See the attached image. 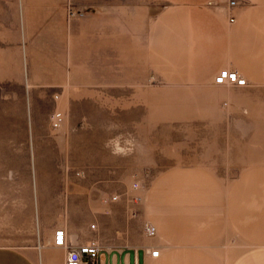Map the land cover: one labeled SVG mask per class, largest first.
I'll return each mask as SVG.
<instances>
[{
  "label": "rangeland",
  "instance_id": "374dc122",
  "mask_svg": "<svg viewBox=\"0 0 264 264\" xmlns=\"http://www.w3.org/2000/svg\"><path fill=\"white\" fill-rule=\"evenodd\" d=\"M62 4L0 41V245L43 264L53 224L129 246L147 222L194 227L176 220L185 206L227 217L235 186L260 195L264 87L158 78L146 41L159 0Z\"/></svg>",
  "mask_w": 264,
  "mask_h": 264
},
{
  "label": "crops",
  "instance_id": "0c3cea01",
  "mask_svg": "<svg viewBox=\"0 0 264 264\" xmlns=\"http://www.w3.org/2000/svg\"><path fill=\"white\" fill-rule=\"evenodd\" d=\"M63 1L0 0V41H11V32L21 31L20 18L42 16L44 10L57 17L64 15ZM159 1L162 7L146 41L148 60L158 78L172 84L204 85L227 69L240 72L248 82L235 87H264V0H237L234 6L229 5L231 0ZM0 47L9 48L6 44ZM251 193L250 188L235 186L229 192L227 217L224 208L205 212L199 209L204 202L195 201L192 205L199 210L191 212L185 206L176 219L180 223L195 219L194 227L180 224L176 230L165 221L147 222L145 228L154 227L156 234L145 233L129 246H99L85 235H73L68 224H53L49 241L38 247L41 263L50 262L48 249L52 247L56 264H65L67 249L53 243L55 231L63 228L73 248L93 243L101 249L93 264H106L109 256L117 264L118 256L128 250L134 252V264L140 260L142 264H264V185L256 201ZM256 203H260L258 208ZM32 250L36 251L0 245V264H40ZM155 250L158 256H152ZM82 264L92 263L85 257ZM125 264H130L129 254Z\"/></svg>",
  "mask_w": 264,
  "mask_h": 264
},
{
  "label": "built area",
  "instance_id": "2783aa9c",
  "mask_svg": "<svg viewBox=\"0 0 264 264\" xmlns=\"http://www.w3.org/2000/svg\"><path fill=\"white\" fill-rule=\"evenodd\" d=\"M237 4V0H231L229 2L230 6H234ZM235 19L233 17L230 18V22H234ZM247 80L244 76L238 71H229L227 69L221 71L218 76L214 79L215 85H225L232 84L235 86H244L247 85ZM61 115L55 114L53 116V125L57 127L61 122ZM146 233L149 236H154L156 234V230L152 226L146 227ZM53 243L57 247H64L67 249L65 264H82L84 258L87 257L90 263H94L96 258L100 253V248L93 243L85 244L78 248H73L71 243L68 240V234L65 229L60 228L54 233ZM159 250H155L152 252V256H158Z\"/></svg>",
  "mask_w": 264,
  "mask_h": 264
},
{
  "label": "water",
  "instance_id": "95a60500",
  "mask_svg": "<svg viewBox=\"0 0 264 264\" xmlns=\"http://www.w3.org/2000/svg\"><path fill=\"white\" fill-rule=\"evenodd\" d=\"M130 255V264H134V252L132 250H128L121 255L118 256V263L117 264H125V257L126 255ZM142 252H139V256H141ZM112 257V256H111ZM111 257H106V264H112ZM96 264H99L98 262ZM139 264H142V261H139Z\"/></svg>",
  "mask_w": 264,
  "mask_h": 264
}]
</instances>
